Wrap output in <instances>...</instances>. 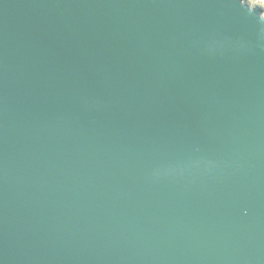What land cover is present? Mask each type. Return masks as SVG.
<instances>
[{
  "label": "water",
  "instance_id": "obj_1",
  "mask_svg": "<svg viewBox=\"0 0 264 264\" xmlns=\"http://www.w3.org/2000/svg\"><path fill=\"white\" fill-rule=\"evenodd\" d=\"M0 264H264V6L0 0Z\"/></svg>",
  "mask_w": 264,
  "mask_h": 264
},
{
  "label": "built area",
  "instance_id": "obj_2",
  "mask_svg": "<svg viewBox=\"0 0 264 264\" xmlns=\"http://www.w3.org/2000/svg\"><path fill=\"white\" fill-rule=\"evenodd\" d=\"M255 2H259L264 6V0H255Z\"/></svg>",
  "mask_w": 264,
  "mask_h": 264
},
{
  "label": "rangeland",
  "instance_id": "obj_3",
  "mask_svg": "<svg viewBox=\"0 0 264 264\" xmlns=\"http://www.w3.org/2000/svg\"><path fill=\"white\" fill-rule=\"evenodd\" d=\"M251 2H252V3H254V2H255V0H251Z\"/></svg>",
  "mask_w": 264,
  "mask_h": 264
}]
</instances>
